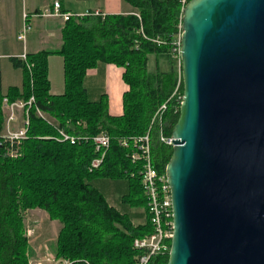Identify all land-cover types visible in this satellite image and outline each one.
<instances>
[{"label": "trees", "instance_id": "1", "mask_svg": "<svg viewBox=\"0 0 264 264\" xmlns=\"http://www.w3.org/2000/svg\"><path fill=\"white\" fill-rule=\"evenodd\" d=\"M132 10L128 15L73 17L64 22L61 46L56 51L25 55V61L9 58L22 72L20 89L1 92L0 79V264H28L31 249L25 235L29 211L40 210L50 221L61 224L54 258L70 264H136L144 251L133 242L152 234L144 196L141 167L132 163L130 139L143 136L150 128L153 166L164 175L171 147L159 140L169 139L179 118L180 105L170 99L178 85L183 88L175 41L181 25L182 0H122ZM190 0H185L187 4ZM61 13L64 12L61 10ZM138 16V17H137ZM63 61L64 92L51 96L47 58ZM153 57V63L150 58ZM165 57L168 70L162 71ZM98 65L122 71L126 91L121 114L111 116L108 99L90 101L84 87L86 74ZM34 103L29 109V127L19 144L2 138L3 100ZM165 105L160 125L151 121ZM37 110L46 117L41 119ZM79 140L71 145L59 141L58 132ZM106 134L110 146L102 165L90 171L98 157L92 139ZM126 141L127 146L122 142ZM96 179L121 181L127 185L122 204L143 206L145 222L134 224L127 214L111 207L92 185ZM168 255L152 258L149 264H167Z\"/></svg>", "mask_w": 264, "mask_h": 264}, {"label": "water", "instance_id": "2", "mask_svg": "<svg viewBox=\"0 0 264 264\" xmlns=\"http://www.w3.org/2000/svg\"><path fill=\"white\" fill-rule=\"evenodd\" d=\"M167 264H264V0L181 10Z\"/></svg>", "mask_w": 264, "mask_h": 264}, {"label": "crops", "instance_id": "3", "mask_svg": "<svg viewBox=\"0 0 264 264\" xmlns=\"http://www.w3.org/2000/svg\"><path fill=\"white\" fill-rule=\"evenodd\" d=\"M43 1L0 0V49L6 48L7 43L5 40L13 36L21 44L17 51L0 55V57L7 58L9 64V58H19L23 55L36 54L42 51H56L60 48L61 30L64 22L60 18L42 16L45 12L44 10L52 8L50 1L47 2V5H45L46 1L44 4L42 3ZM54 2L59 3L60 11L62 10L64 14L80 17L96 13L104 16L133 13V10L122 0H53ZM32 25H36L37 27L35 32H33ZM24 26L28 30L24 34V40L18 41L17 37L20 36ZM10 67L13 72L10 70L11 72L8 73V76L12 73L16 79L5 83L7 85L6 90L9 88L20 89L22 85V72L21 70L14 69L11 64ZM121 73L120 69L113 66L99 65L96 69L90 70L84 80V87L90 101H97L101 95L107 96L108 111L111 116H119L121 114V98L122 94L126 91V87L121 81ZM0 79L2 86L5 80L1 72ZM102 81L104 82V89L101 86ZM87 86L92 88V99H90ZM62 94V88L58 89L56 87L55 90L50 91L51 96H60Z\"/></svg>", "mask_w": 264, "mask_h": 264}, {"label": "built area", "instance_id": "4", "mask_svg": "<svg viewBox=\"0 0 264 264\" xmlns=\"http://www.w3.org/2000/svg\"><path fill=\"white\" fill-rule=\"evenodd\" d=\"M182 5H185V0L181 1ZM94 16H100L104 18V15L99 13L92 14ZM42 16L55 17L62 19L63 22L68 21L70 18L80 16H74L71 14H63L60 12V6L58 2H54L50 10L45 11ZM138 17V16H137ZM28 28L23 27L20 36L17 37L18 41L24 40V34ZM181 35V29L179 27L178 41L175 43V50L179 57V38ZM18 59L25 61V55L20 56ZM179 85V82H178ZM178 85L173 91L170 99L176 97V102L180 105L182 98L178 96ZM34 103V99L30 98L28 102L22 101L9 104L7 100H3V110H5L6 119L4 123L5 135L2 136L5 142L11 144H19L25 140L27 130L29 127L28 112ZM165 110V105H162L154 115L151 125L157 121L160 125L162 112ZM17 113H22V128L13 131V127L17 125ZM37 115L41 119H45L44 115L37 110ZM59 141L68 142L74 145L79 139L66 133L59 131ZM159 140L166 146L172 147V139H165L162 133L159 134ZM132 144V153L130 160L132 163H139L141 167V181L144 196L147 202V210L150 219V223L153 229L152 234L149 236L135 240L133 242V248L138 251H144V255L137 259L136 264H149L150 260L155 257H164L169 254L170 242L172 238V210L170 190L166 182L165 174L160 175L156 168L153 166L151 158V141H150V128L147 132L138 138L130 139ZM94 151L98 157L91 163L90 171L97 170L103 163L105 155L110 146V139L106 134H100L92 139ZM123 146H127V142H122ZM70 264L68 261H58L55 259L47 258L44 262L33 261L29 264Z\"/></svg>", "mask_w": 264, "mask_h": 264}, {"label": "rangeland", "instance_id": "5", "mask_svg": "<svg viewBox=\"0 0 264 264\" xmlns=\"http://www.w3.org/2000/svg\"><path fill=\"white\" fill-rule=\"evenodd\" d=\"M48 1H50L51 5H53L52 4L53 0H44L42 3L44 4L45 2V5H47ZM47 10L48 9L44 11ZM32 28H33V32L37 30L36 25L34 26L32 25ZM177 41H178V36L175 43H177ZM5 42L7 43V46L4 49H0V55H6L7 53H12V51H17L21 45L16 41L14 36L7 38ZM152 59L153 57L150 58L151 64L153 63ZM172 59L173 61L176 62V68L178 69L179 66L178 59L176 57ZM168 68L169 67L167 60L165 59V57H161L159 69L162 71H166L168 70ZM10 70L13 72V70L10 67V64L8 63L7 58L0 57V72L3 74V78L5 80V82H3L1 86V92L3 95L6 94L7 92L6 90L7 85L5 83L7 81L12 82L13 79H16L12 73H10L8 76V73L11 72ZM47 72H48V81H49V92L51 90H55L56 87H58V89L62 88L64 92V74H63L62 58L57 55H49L47 58ZM6 77H8V79H6ZM101 86L104 89L103 81L101 82ZM87 88L90 93V99H92L93 98L92 88H89L88 86ZM3 116L5 123V119H6L5 110H3ZM44 117H46L48 120L53 122V120L48 118L46 115H44ZM22 118H23L22 113H17V125L13 127V131L14 129L17 131L22 128V120H23ZM3 135H5L4 126H3L2 136ZM92 185L95 189H97L100 193H102V195L105 197L106 201L111 207H113L122 214H127L131 218L134 224H142L143 222H145V208L143 206L130 208L129 206L122 204V199L127 196L126 183L121 181H108V180L96 179L92 182ZM24 223H25V235L28 239V244L31 249V256L28 260V264L33 261L44 262L47 258L55 259L54 250L56 245V239L61 228V224L58 221H50L47 214L40 210L29 211L27 213V217ZM56 262H58V260H56ZM50 264H57V263H50Z\"/></svg>", "mask_w": 264, "mask_h": 264}, {"label": "bare ground", "instance_id": "6", "mask_svg": "<svg viewBox=\"0 0 264 264\" xmlns=\"http://www.w3.org/2000/svg\"><path fill=\"white\" fill-rule=\"evenodd\" d=\"M171 138V137H170Z\"/></svg>", "mask_w": 264, "mask_h": 264}]
</instances>
